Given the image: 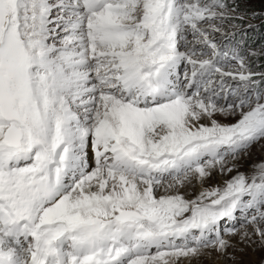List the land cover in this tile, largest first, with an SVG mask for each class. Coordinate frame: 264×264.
I'll use <instances>...</instances> for the list:
<instances>
[{
    "label": "rangeland",
    "instance_id": "1",
    "mask_svg": "<svg viewBox=\"0 0 264 264\" xmlns=\"http://www.w3.org/2000/svg\"><path fill=\"white\" fill-rule=\"evenodd\" d=\"M99 2L94 13L104 2L112 5L126 21L117 25V31L139 39L137 65L142 83L134 82L131 90L149 88L141 107L144 117L146 111L159 113L160 119L156 114L153 119L163 127L165 120H174L182 110L185 120L192 121V127L186 126L187 135L198 137L184 150L169 148L165 139L166 148L157 155L138 154L144 162L164 163L152 204L138 202L134 209L118 211L112 220L101 214L85 216L81 211L70 223L49 216L35 233L38 241L68 230L78 238L79 228H90L94 241L105 243L99 256L113 259L110 264H127L129 256L121 261L117 258L122 255H115L127 243L126 227L132 226L131 233L141 237L149 232L159 239L169 235L157 247H145L149 264H170L171 259H183V264H264V0ZM42 10L40 0H0V184L4 187L0 190V235L5 240L0 256L6 258L13 252L18 256L16 264H31L34 255L26 251L29 242L15 237L7 222L17 219L21 229H35L33 218L39 216L44 201L38 185L48 189L60 169L56 159L49 163L38 141L44 139L49 153L65 160L69 146L66 100L77 82L70 72L77 69L69 56H62V51L44 53ZM91 67L103 70L105 65ZM58 76H64L63 82L56 81ZM117 86L111 95L120 92L121 96ZM134 95L127 98L136 104L141 98ZM177 101H181L179 106L171 107ZM71 106V111H78ZM11 125L22 132L18 146L7 135ZM119 137L128 142L122 134ZM209 168H215V174L202 188L205 196L197 197L196 179ZM138 178L143 180L145 175ZM62 181L68 182L62 178L61 185ZM190 181L193 184L188 186ZM3 211L14 220H3ZM20 250L24 252L18 255ZM160 253L167 254L164 258ZM73 258L67 263H73Z\"/></svg>",
    "mask_w": 264,
    "mask_h": 264
},
{
    "label": "bare ground",
    "instance_id": "2",
    "mask_svg": "<svg viewBox=\"0 0 264 264\" xmlns=\"http://www.w3.org/2000/svg\"><path fill=\"white\" fill-rule=\"evenodd\" d=\"M99 1L84 0L81 4L78 0H40L45 15L43 16L44 28H42L44 38L47 40L44 42V53L48 55L62 51V56H69L72 59L71 66L77 69L70 71L72 75H75L77 82L76 85L74 84V92L70 90L69 97L66 98V110L68 111L65 114L68 127L65 130V136L69 146H66L65 153L68 152V154H65V160L61 162V157L57 155L55 158L49 153L47 149L49 144L44 139L38 141L49 163L53 158L56 159L55 163L60 169L55 178L56 183L52 181L48 189L38 185L44 195V201L38 212L39 216L34 215L33 218L35 229L30 230L27 227L21 229L18 220H14L9 215L10 212L3 211L1 215L3 220L6 217L14 220L12 223H7L11 224L10 227L13 228L12 232L15 237L21 236L22 241L29 242L26 251H31L34 255L31 264H110L113 259L103 258L98 254L105 243H96L90 228H79L78 238H74L68 230L59 232L51 239L38 241L35 233L40 231L38 229L49 216L70 223L72 218L79 216L76 212L81 211L85 216L101 214L102 218L112 220L118 211L126 208L134 209L133 207L136 206L134 204L138 202L152 204L153 190L158 184L157 177L160 176L158 173H163L160 172V166L164 163L155 160L144 162L137 157L138 154L144 151L157 155L166 148L163 143L165 139L169 140V148L177 146V150H184L187 144L198 137L194 134L187 135L189 131L186 126L192 124V121L185 120V113L181 109V114L178 112L174 120H165L163 127H158L159 113L146 111L147 117H144L145 111H142L141 107L145 106L143 98L146 92H149V88L144 87L143 92L140 89L131 90L134 82L142 83V80L138 79L141 68L137 65L139 39L130 38L128 33L117 31V25H122L126 21L123 13L112 5L104 2L100 7L101 10L94 13L98 10L96 3H100ZM89 29L90 32L87 33ZM102 63L105 65L103 70H94L91 67ZM81 67L85 69L81 70ZM62 79L64 76H58L56 81L63 82ZM116 85L119 91L121 90V96L120 92L118 95H111ZM132 92L135 93V98H141L136 103L137 105L134 104L135 100L128 101L127 97ZM178 102L181 101L173 102L175 105L170 103L173 105L171 107L176 106ZM72 104L77 107V112L70 110ZM183 107L186 108L184 105ZM153 114L157 116L155 120ZM170 122H174L176 126L171 127L167 124ZM90 125L93 126L91 130H89ZM175 127L178 130H175ZM83 129L87 130V133L81 132L84 131ZM121 134L123 138H128V142L120 139ZM176 138L179 140L177 144L172 142ZM141 173L145 175L143 180L138 178ZM213 174H215V168H209L207 172L201 171L196 182L194 181L200 189L197 197L205 196L202 188ZM62 178L68 182L65 184L62 181L61 185L60 179ZM192 184L190 181L188 186ZM67 186L71 187L69 193L65 191ZM1 187L4 188L0 184V190H3ZM176 194L174 192L171 196ZM40 217L42 221L39 222ZM1 226L5 225L2 223ZM132 231V226H128V229L126 227L127 243H123L122 248L127 252L122 253V248L118 249L117 255L113 252V255L117 257L122 255L117 260L123 261L126 256H129L127 264H149L150 258L145 255V247L151 248L152 245L157 247L161 241H167L169 236L159 239L156 233L149 232L148 236L145 233L141 237L138 233H131ZM67 239L70 241L65 247ZM45 240H49L48 243ZM133 241L135 243L131 245ZM3 244L5 240L0 235V251ZM23 252L20 250L18 255ZM13 254L12 252L6 255V258L0 256V264H16L18 256H13ZM164 254L167 253H160L158 256L165 258ZM71 257H74L73 263H67V259ZM170 261V264H183V259H171Z\"/></svg>",
    "mask_w": 264,
    "mask_h": 264
},
{
    "label": "water",
    "instance_id": "3",
    "mask_svg": "<svg viewBox=\"0 0 264 264\" xmlns=\"http://www.w3.org/2000/svg\"><path fill=\"white\" fill-rule=\"evenodd\" d=\"M7 135L12 145L18 146L20 144L22 132L16 126L11 125L7 131Z\"/></svg>",
    "mask_w": 264,
    "mask_h": 264
}]
</instances>
